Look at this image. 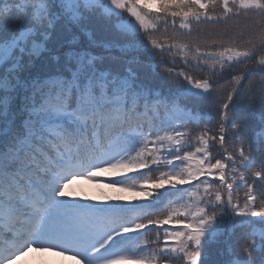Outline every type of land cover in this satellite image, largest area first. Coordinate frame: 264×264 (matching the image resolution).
I'll use <instances>...</instances> for the list:
<instances>
[{
	"label": "snow or ice",
	"instance_id": "obj_1",
	"mask_svg": "<svg viewBox=\"0 0 264 264\" xmlns=\"http://www.w3.org/2000/svg\"><path fill=\"white\" fill-rule=\"evenodd\" d=\"M32 248L264 264V0H0V264Z\"/></svg>",
	"mask_w": 264,
	"mask_h": 264
},
{
	"label": "rangeland",
	"instance_id": "obj_2",
	"mask_svg": "<svg viewBox=\"0 0 264 264\" xmlns=\"http://www.w3.org/2000/svg\"><path fill=\"white\" fill-rule=\"evenodd\" d=\"M78 183H80L79 189H77V187L73 189V187H72V189L75 193H77L78 190H80V192L84 196H88V197H91V195L95 196L97 189L93 187L92 182L82 180V181H79ZM92 198H94V197H92ZM48 255H51V254H48V253L46 254L45 252L40 253L38 251L37 255L33 256L34 259L32 260V264H47L46 259L49 258ZM23 261H25V260L21 259V260L15 261L14 264H20V263L22 264Z\"/></svg>",
	"mask_w": 264,
	"mask_h": 264
},
{
	"label": "trees",
	"instance_id": "obj_3",
	"mask_svg": "<svg viewBox=\"0 0 264 264\" xmlns=\"http://www.w3.org/2000/svg\"><path fill=\"white\" fill-rule=\"evenodd\" d=\"M254 63V62H253ZM249 67H251V65H249ZM244 71V69H236L235 71H234V73H233V75H237V74H240L241 72H243ZM257 79H258V77H257ZM258 112H259V110L257 109V114H258ZM249 119H252V116H251V114H249ZM105 195H114V193L110 190V189H108V192H107V194H105ZM104 196V195H103ZM102 196V197H103ZM240 197H241V202L243 201V193H241L240 194ZM102 199V198H101ZM210 250V252H212V253H214L215 252V248L213 247V248H210L209 249Z\"/></svg>",
	"mask_w": 264,
	"mask_h": 264
}]
</instances>
